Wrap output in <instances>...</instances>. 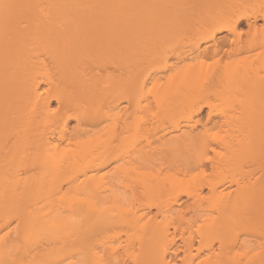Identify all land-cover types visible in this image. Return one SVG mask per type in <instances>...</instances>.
Segmentation results:
<instances>
[{
    "label": "bare ground",
    "instance_id": "obj_1",
    "mask_svg": "<svg viewBox=\"0 0 264 264\" xmlns=\"http://www.w3.org/2000/svg\"><path fill=\"white\" fill-rule=\"evenodd\" d=\"M244 19L257 31L258 21H264V0H0V264H178L171 227L179 220L186 224L187 214L183 215L177 197L170 200V193L180 188L179 180L168 176L159 181L140 174L147 178L141 181L143 193L157 190L162 200L122 203L115 196L107 200L119 171L124 174L121 178L132 174L129 167L119 165L130 156H126L128 149L125 154L116 147V110L126 100L131 105V96L120 89L141 83L145 87L159 70H172L168 63L158 69L152 66L127 86L123 78L128 73L133 80L134 74L131 68L128 71L130 65H121V59L131 62L134 58L139 63L171 44L176 49L188 46L197 57L220 55L228 42L223 33L236 37L235 47L240 45L238 31ZM103 60L127 69L125 76L123 72L120 77H103L96 70ZM200 70L190 66L168 76L152 93L159 110L168 113L167 120H185L186 131L179 122L172 132L191 135L199 122L195 116L202 109H196V101L203 93L206 97L217 90L215 94L221 91L218 95L229 103L225 111L235 110L233 115L222 114L238 121L242 131L238 137L218 140L225 151L221 163L263 154L264 105L252 103L253 95L249 101L248 94L249 88L262 91L264 77L258 83L228 70L215 73L205 88ZM233 92L244 93L240 96L248 101L236 102ZM141 104L140 100L132 102L133 110H143L146 106ZM107 120L114 124L106 139L80 140L91 131L86 130L87 123L103 126ZM112 162L119 171L108 177L104 169ZM136 178L142 176L136 174ZM257 180L250 186L246 183L247 187L246 180L242 181L235 193L225 185L226 191H219L216 180V184L208 182L212 196L210 207L205 204L212 215L195 230L201 245L197 257L186 259L188 264H257L264 257L262 251L253 252L252 259L251 251L241 245L239 249L234 232L240 223L250 225L247 229L252 231L264 225V203L258 208L255 204L258 191L264 192L257 190L264 181ZM190 196L197 204L204 199L202 190ZM153 206L157 213L151 216ZM214 242H219L217 250ZM202 243L207 247L204 259L199 254Z\"/></svg>",
    "mask_w": 264,
    "mask_h": 264
},
{
    "label": "rangeland",
    "instance_id": "obj_2",
    "mask_svg": "<svg viewBox=\"0 0 264 264\" xmlns=\"http://www.w3.org/2000/svg\"><path fill=\"white\" fill-rule=\"evenodd\" d=\"M245 20L247 21V19H244V21L242 20V24L238 31L241 36L239 40L240 42L238 43L240 45L235 47L233 45V40H236V37L228 33H223L222 36L226 37L228 42L223 47L220 55H216V56L208 55V56H201V57L198 56L197 57V55L193 53L194 49L188 51L190 47H188L187 45H183L184 43L183 44L180 43V44L181 46H187L185 48L180 47L179 44L175 43L176 46L179 45L178 49L175 48V45L173 46L171 44L172 46L171 47V46H168L169 45L168 44L167 46L170 47L171 49L170 48L169 49L167 48V50L165 48L159 49L158 51L159 53L157 52L158 55L155 56V53L152 54L153 56H155L154 59H152L153 58L152 55L145 56L146 58L142 57L141 59H139L140 57L139 58L137 57L135 59H139L140 61L139 63L136 62V60H134L133 58L131 62H128L130 61V59L126 61L128 62V64L126 65H124V63L126 62H124V60L121 59L122 60L121 65L124 66V68L125 67L127 68L130 65V67L128 68V71L130 68H131L130 70L133 71V74H134L133 80L131 79L129 75H127L128 73L126 74L127 69H124L123 67L121 68V66L119 65L122 70L124 69V71H122L120 70L118 64L117 66H114L109 61H106V60H103V62H101L100 64L101 66L98 69H96L100 72V74H102L103 77H108V76L110 77L113 75L120 77L121 76L120 74L121 73L123 74L124 72L123 76H125L126 74V77L123 78L122 76V78L125 81L124 85L125 83L127 85V83L131 81H135L137 79L139 80L140 77L142 78V75H145L152 66L154 68L157 67L158 69L159 68L158 66L160 65L164 66L165 63H168L169 66H171L170 68H172V70L168 72L167 70L166 72L165 70L160 72L161 70L158 71L156 69L158 71L156 72L158 75L157 76L155 75L156 76L155 79L152 78L154 80H150L149 83L145 84V87L141 83L140 85L139 84L132 85L133 87L131 89L129 88L130 86L127 87L129 89H126V90L120 89L122 94L125 93L127 97L131 96L130 97L131 105L127 103L128 102L127 100L124 102L122 101L123 103H121L118 109L116 110V114H118V119L116 121L117 126L115 129H116V135L117 136L119 135V141L116 142L117 143L116 147L119 146L118 151L122 150L121 153L124 152V150L128 149V151L126 150L127 154L125 152L124 153L126 154V156H129V155L130 156L127 157L125 162L122 161L121 163H119V165L121 164L124 167L126 166V168L129 167L128 169H130V173H132L131 174L132 176L125 175L127 177L121 178V176H123L124 174L119 175L121 171L115 168L116 165H118L116 164V162L110 163V165L107 166V168H105L104 171H107L108 177L109 175H112V174L114 175L115 173L119 171L117 177H114V179H112L114 180L113 182L114 188H113V192L109 194L110 198L107 199L108 194L105 195V197L107 200H110L112 197L115 196L119 202L123 201L122 203L126 201L136 202V200H138L139 203H144L147 198H149L148 200H153V201H158L161 198L162 195L159 194L157 190L152 191V193H146V194L143 193V189L140 186H141V181L143 180L144 175L149 176L150 178L151 176H154L155 178L153 179L155 180L157 179L159 180L160 178L164 179L170 176L171 179L176 178L182 183L180 188L178 187L179 189L175 190L174 192L171 191L172 193H170L171 201H172V198L173 199L175 197L178 198L179 203H180V209L182 210L183 208V211H185L183 212V215H185V213L187 214L184 216V217L187 216L186 217L187 219H185L183 216L182 218L187 220V222L189 223V224L187 222L186 224L181 223L182 221L179 220L181 224L178 222L177 223L175 222L176 224H173V227H171L172 231H175V234H176L175 236L176 247L175 248L177 250L176 251L177 256L179 255L178 257L176 256L177 257L176 261L178 264H182V263L185 264L184 262L186 263L188 262L186 260L188 257L190 258L192 257V255L196 256V253H197L196 249H198L201 245L199 243L200 241V238L198 237L199 235H197L198 233L195 232V230L198 228L200 229V226L198 225H202L205 222V221L203 222L204 218H205L204 220H206L207 219L206 217H210L212 215L210 209L208 208L210 207L209 206L210 201L208 200L209 198L211 200V196H212L209 190L210 189L209 184L211 183V181H214V183H215V180L218 183L220 182V184L217 186L218 190L220 189L219 191H221V189L226 191L225 190L226 188L228 192L231 191L233 193H235V190L238 189L237 188L238 185L242 184V181L246 180L245 183L243 182L244 186L247 185L246 183H248L249 185L250 182L253 183V181L257 179L264 181L263 180L264 179V158L260 156V155H263L264 153L260 155L257 153L253 155L251 154V156L253 157H249L250 155H247L246 157L243 156V158L234 159L230 163L227 162V164L225 162H223V164L221 163L222 162L221 160L223 158L219 160L220 156L225 154V151H224L223 146L218 142V140L222 138H226V137H231V136L238 137L240 136L242 132L241 127L238 125V121H229L225 117V115L228 113L229 114L232 113L233 115V112L235 113V110L232 112L225 111L228 109L229 103L228 104L225 103V101L222 100L221 95H218V94H221L220 90H224L222 89V87L220 90L218 88V92L220 91L218 94H215V91L217 90H215L214 93L211 92L210 95L206 93V97L203 93L202 96L204 97L201 98L200 96L199 100L196 101L195 103V106L197 107L196 109L202 107L201 112L199 111L198 115L195 116L196 117L195 121L196 122L199 121V122L198 124H196L197 127L194 128V131H192L193 133L191 132V135L187 134V136H182L181 133L178 134L177 132L176 133L172 132L174 126H176V124H178L179 122L181 123V126L184 127L183 130L186 131L188 128L186 129V126H183L185 123V120L182 119L183 121H178V119H176V121L175 120L172 121V119L174 118H172L171 120H167V117H166L168 116L166 115L167 112H165L164 114V110L160 109L162 111V114H164V116L166 115L164 118V116L160 113L161 111L159 110V107L156 106L157 104H155L156 102H155V99H153L152 93H155V92L157 93V91H154V90H157L158 86H160L161 83L162 84L164 83V80L166 81V77L176 75L177 73H180V71L190 66L197 67V69L202 68V70H200L201 71L200 75L204 77L202 84H205L203 86L205 88L214 79L215 76H217L218 74H222L228 70L233 71V72H239V74L241 75L246 74V76H249L250 77L249 79H252L253 82L256 81L258 78L263 79L262 77H264V21L262 20L258 21L257 23L258 30L256 31V30L250 29L247 23L249 21L246 22ZM182 48H183V51H182ZM181 51L184 52V54H180ZM187 56L188 58H186ZM153 67L151 69H154ZM215 73L217 74L215 75ZM156 80H157V84H156ZM159 81L161 82L159 83ZM258 81L259 79L257 80V82ZM124 85L122 86L121 84L120 88L121 86L122 88H124ZM141 86L142 88H140ZM252 89L255 90V88H252ZM263 89L264 88L261 89L262 91L259 90L260 91L259 93L258 91L254 92V90H250L249 88L250 95L248 94V97L249 96L251 97L253 95V97L256 98L255 99L251 97L249 101H251V99L253 98L252 103L257 102L258 104L260 103V106L264 105ZM254 93H257V94H254ZM232 94H235L234 98L237 99L235 100L236 102L237 101L238 103L241 102L243 96L241 97L240 95H243L244 93L240 94V92L238 93L233 92ZM248 97H245L242 101L244 100L248 101L247 99ZM260 99H262L263 102L260 101ZM138 100H140V102L142 103L141 105H143L144 107L146 106L145 107L146 109L142 108L143 110L140 109L141 111L133 110L132 102H136ZM238 103L235 106H238ZM257 103L256 105H258ZM223 112L225 113V115L222 114ZM174 113H172V115H174V117L177 118L175 116L176 113L175 114ZM90 116H93V114H90ZM107 121H105L107 123L104 122L103 126L102 125L91 126L87 123L86 130H91V131L88 135H84L83 137H81L80 140L86 141L94 137H105L106 139L108 137V136L107 137L105 136L106 133L108 131L110 132V128L114 124L112 120L110 121L107 120ZM256 122H257L256 124H258V122H261V121H256ZM74 125L76 126V123H74L73 121L72 127ZM120 136L122 137L124 136V138L127 137L128 140L126 139L127 141H124V138L121 139ZM174 137H178V138L173 140ZM118 153L120 154V152ZM125 154H123V156ZM254 155L256 158L254 157ZM126 156L124 157L126 158ZM126 162H127V165L125 164ZM133 168L134 170H136V172L139 173V175L138 173H136L137 176H142L141 180L140 178H138L139 179L138 181V179L136 178V174L133 170L131 172V169ZM220 170H221V173L223 172V174L219 176ZM223 170H227V175L225 171ZM140 174H144V175H140ZM243 175L246 177H243ZM218 176H219V179L221 178L220 180L218 179ZM222 176H225V177L222 178ZM112 177L113 176H110V179ZM131 177L132 178L134 177V178L132 179ZM248 178H250L249 182H248L249 180ZM237 180L238 182L240 181L239 184L237 183ZM136 181H138V183ZM262 184H264V182ZM155 185H157V183ZM224 185H225V188L223 189L222 187H224ZM253 187L254 188L257 187V186L255 187V183ZM239 188L241 189V187ZM196 190H202L203 197H201V199L204 198L202 200L203 202L201 201L199 204H197L194 198L190 196V194ZM257 190H264V185H262L261 188ZM261 192L263 194H261ZM256 195L255 196L257 197V199L255 197L254 200L256 199L255 201H258L257 202L258 204L255 203V201L254 203L257 205L255 206L258 208L259 204L261 206V204L264 203V192L258 191ZM160 200H162V198ZM206 202H208L207 203L208 207L205 204ZM205 206H206V209H205ZM155 207L156 206H153L151 216H154L157 213V209H155ZM207 208L210 212H206L208 211ZM253 210L258 211V210H255V207L253 208ZM249 224H252V223L249 222L248 225ZM240 225H242V227L244 226V224H241V223ZM240 225H238V227H240L239 228L240 231L237 232V230H239L238 228L236 231H234L238 233L237 235H235L236 233H234L235 238H236L235 241H237V245L239 249L242 250L241 246L242 247L244 246L245 248L243 249L248 250V252L251 251L250 254L252 255L250 257L253 259L254 258L253 252H255V254L259 252L261 253V251L264 252V225L263 224L258 225L257 231H255L254 229H253L254 231H252V229L249 230L250 225L249 226L245 225L244 226L245 228L244 227L241 228ZM174 227L176 228V230L174 229ZM190 232L193 234H191ZM187 239H190L191 241L189 240L188 242ZM189 243H191L190 246H189ZM217 243L219 244V242H214V248H216V250L219 247ZM203 247L201 246V248L206 251H203L204 252L203 253L201 249L202 253L201 252L199 253L201 254V258L206 256L205 254H207L206 253L207 247H205V244ZM198 257H200V255ZM122 258L123 257H121V259ZM262 259L260 260L258 258V261L256 260L257 264H262V262L264 264V260ZM117 262L119 263L120 259H118ZM258 262H261V263H258ZM252 263L255 264V262H252ZM128 264H132V263L128 261Z\"/></svg>",
    "mask_w": 264,
    "mask_h": 264
}]
</instances>
